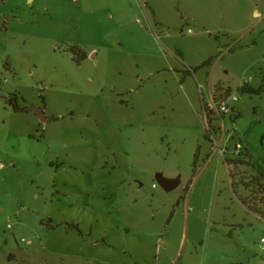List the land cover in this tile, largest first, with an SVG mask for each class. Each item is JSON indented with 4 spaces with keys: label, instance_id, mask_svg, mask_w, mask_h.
<instances>
[{
    "label": "rangeland",
    "instance_id": "obj_1",
    "mask_svg": "<svg viewBox=\"0 0 264 264\" xmlns=\"http://www.w3.org/2000/svg\"><path fill=\"white\" fill-rule=\"evenodd\" d=\"M262 85L264 0H0V264H264Z\"/></svg>",
    "mask_w": 264,
    "mask_h": 264
},
{
    "label": "water",
    "instance_id": "obj_2",
    "mask_svg": "<svg viewBox=\"0 0 264 264\" xmlns=\"http://www.w3.org/2000/svg\"><path fill=\"white\" fill-rule=\"evenodd\" d=\"M36 115L44 122H46L47 116L46 113L44 111V109H40V108H36L35 109ZM158 181L160 182V184L163 186V188L167 191V192H171L173 190H175L176 188L179 187V185L181 184V178H175V179H170V178H166L163 174H159L158 175Z\"/></svg>",
    "mask_w": 264,
    "mask_h": 264
},
{
    "label": "trees",
    "instance_id": "obj_3",
    "mask_svg": "<svg viewBox=\"0 0 264 264\" xmlns=\"http://www.w3.org/2000/svg\"><path fill=\"white\" fill-rule=\"evenodd\" d=\"M74 53H76V48H75V50L73 51ZM235 52V51H234ZM211 61L212 60H209L208 62H206L203 66H199V67H197V68H195V69H193L194 71H196V70H198V69H201L202 67H204V66H207V65H210L211 64ZM244 91V93H251V94H259V95H261V94H263V92H264V85H262L259 89H254V88H249V89H245V90H243ZM11 104L13 105V107H14V109L16 110V111H18V112H23V111H25V109H23V108H21L20 106H19V104H18V98L16 97V96H14L13 98H12V100H11ZM197 157H198V155H197ZM196 157V158H197ZM244 204L246 205V206H248V202H244Z\"/></svg>",
    "mask_w": 264,
    "mask_h": 264
},
{
    "label": "built area",
    "instance_id": "obj_4",
    "mask_svg": "<svg viewBox=\"0 0 264 264\" xmlns=\"http://www.w3.org/2000/svg\"><path fill=\"white\" fill-rule=\"evenodd\" d=\"M227 100H228V99H227ZM234 100H235V101H238V97L235 96V97H234ZM215 108H216L217 110L219 109V111H221L222 113H226V112H229V111H230V107H229L227 101H224V99L221 100V103H220V104H217V103H216ZM237 149H239V151H241V149H243L242 145L239 144V145L237 146ZM239 151H238V152H239ZM263 242H264V240H263Z\"/></svg>",
    "mask_w": 264,
    "mask_h": 264
}]
</instances>
